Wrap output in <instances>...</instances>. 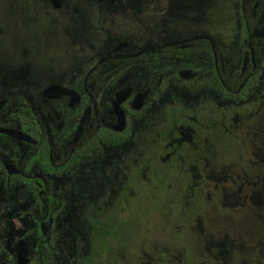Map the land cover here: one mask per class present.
I'll return each instance as SVG.
<instances>
[{"label": "flooded vegetation", "instance_id": "flooded-vegetation-1", "mask_svg": "<svg viewBox=\"0 0 264 264\" xmlns=\"http://www.w3.org/2000/svg\"><path fill=\"white\" fill-rule=\"evenodd\" d=\"M263 121L264 0H0V264H122L99 252L138 189L193 206L233 165L264 181L238 148ZM204 241L213 264L264 257Z\"/></svg>", "mask_w": 264, "mask_h": 264}, {"label": "rangeland", "instance_id": "rangeland-1", "mask_svg": "<svg viewBox=\"0 0 264 264\" xmlns=\"http://www.w3.org/2000/svg\"><path fill=\"white\" fill-rule=\"evenodd\" d=\"M260 127L261 139L239 141L243 147L238 145V148L248 149L251 154L252 148L258 146L264 155V121ZM235 144L236 142H232V147ZM227 153L233 161L237 160L238 152L235 149ZM220 154L218 161H225L229 157L224 156L225 152ZM245 158H251V155ZM228 159L230 160V157ZM232 169L235 172H231V176L227 172L226 179L218 180L216 187L209 182L203 188H197L201 191V198L193 206L190 203L182 205L177 202L179 197L182 202L187 199V196L182 197L179 194L182 192L179 187L138 189L136 203L131 201L130 205L127 204L125 209H121L122 215L134 212L132 218L123 220L124 225L120 233L103 237L105 244L110 243L111 250L99 253L106 255L110 252L118 257L120 255L122 264H213L211 257L207 260L205 251L199 252L198 244L202 245L209 237L215 238L226 233L233 241L241 243V250L260 244L259 248L264 254V181L252 175L247 177V180L242 176L237 178L235 174H241L240 164L233 165ZM232 178L235 180L232 181ZM240 180L243 182L238 190ZM230 187L237 190L236 201L242 200V204L236 203L231 207L230 203L234 198L231 200L228 196H223L222 193L227 192ZM253 189L260 190L261 198L258 203L249 199ZM208 192L212 198L205 197ZM162 195L168 199H163L165 204L161 208L157 197ZM166 205L169 212L164 215ZM178 225L181 226L178 228ZM181 246H185V250L179 254L178 249ZM193 248L198 251L197 254L192 253ZM199 253L201 257L197 256ZM93 257L97 258L98 253ZM240 259L242 260V257L239 256L238 259L235 255L230 264H264V257H257L258 260L246 258L244 262Z\"/></svg>", "mask_w": 264, "mask_h": 264}]
</instances>
